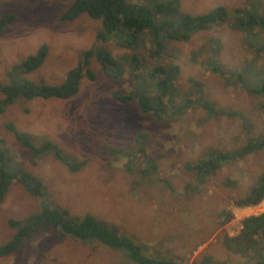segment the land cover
<instances>
[{
	"label": "rangeland",
	"instance_id": "obj_1",
	"mask_svg": "<svg viewBox=\"0 0 264 264\" xmlns=\"http://www.w3.org/2000/svg\"><path fill=\"white\" fill-rule=\"evenodd\" d=\"M73 1L0 0V18L14 13L13 20L0 29L1 84L22 79L60 84L85 50L93 52L88 67L95 76L83 77L77 93L68 98L17 97L6 105L0 112V142L12 157L11 165L43 182L51 206L74 216L91 214L147 243L149 253L150 249L163 250L184 264H197L204 256L217 264H255L259 254L228 250L225 240L240 233L244 217L264 210V201L235 205L262 172L264 151L223 163L204 179L189 167L212 150L237 148L246 142L248 131L254 134L264 128V96L250 94L234 75L242 70L250 87L264 80V49L258 48L260 42L264 44V30H255L256 38L252 30L241 31L225 22L211 25L188 40L165 42L166 52L153 56L149 32L139 47L131 48L120 44V35L98 37L101 20L86 13L62 20ZM127 1L148 4L151 0ZM178 1L181 14H202L222 5L230 19L238 8L264 17V0ZM42 45L47 48L43 63L22 72L21 61ZM97 50L115 59L111 71L117 68V75L104 71ZM134 54L141 56L143 65L136 71H132ZM156 64L178 66L174 84L180 94L188 93L198 104L178 113L171 110L157 121L141 113L137 102L114 97L132 90L134 75L141 79ZM194 82L202 84V93ZM201 98L219 112L208 114L198 102ZM222 109L239 112L247 122ZM12 128L30 134L33 145L56 144L68 162L83 164L71 170L66 161L60 162L49 152L35 156L15 138ZM39 203L20 183L11 184L0 201V244L14 236L9 219L21 220L38 212ZM0 264L135 263L121 250L46 228L12 254L0 257Z\"/></svg>",
	"mask_w": 264,
	"mask_h": 264
},
{
	"label": "trees",
	"instance_id": "obj_2",
	"mask_svg": "<svg viewBox=\"0 0 264 264\" xmlns=\"http://www.w3.org/2000/svg\"><path fill=\"white\" fill-rule=\"evenodd\" d=\"M179 4L178 0H151L148 4H137L127 0H74L62 13L61 19L71 20L82 13L100 19L102 30L98 37L120 35L118 41L124 47H139V42L142 41L146 32H149L153 41L151 51L153 56H159L166 52L165 42L188 40L193 33L205 30L211 25L225 22L241 31L252 30V35L256 38V31L264 30V17L255 10L238 8L234 11L235 17L230 19L227 9L222 5L205 13L192 15L189 13L181 14ZM13 18L14 13H7L0 18V29L10 23ZM260 44L258 48L264 49V44L261 42ZM92 53L91 50H85L80 61L67 72L65 79L60 84L50 85L29 79L13 80L9 84L0 83V91L4 95L0 98V112L17 97L48 99L51 97L68 98L74 95L77 93L83 77L89 79L95 77L88 67V57ZM96 53L104 71L117 75V68H114L116 71H111L112 65L116 66L115 59L107 51L97 50ZM46 54L47 48L42 45L35 54L22 60L19 68L24 73L36 69L43 63ZM140 58L141 56L138 54L132 56V71L142 68ZM178 69L176 65L156 64L143 75V78L139 79L137 74L134 75L136 85L132 90L127 93L116 94L114 97L120 102H137L141 113L152 115L157 121H162L169 116L171 110L178 113L183 111L182 108L189 109L197 103V99H191L188 93L180 94L174 84ZM213 69L217 72L220 71L216 66ZM220 74L225 76L224 72L220 71ZM234 75L250 94L264 96V80L258 81L256 87H250L242 70ZM194 84L202 93V84L200 82H194ZM177 97L181 98L179 103L176 101ZM198 102L207 110L208 114L219 112L207 100L201 98ZM221 112L229 116H242L233 110L222 109ZM242 121L246 123V117L242 116ZM12 130L15 138L23 146L33 150L35 156L39 157L42 153L49 152L60 162L66 161L71 170H76L83 164V162L77 161L68 162L56 144L47 142L35 146L31 142L30 134L16 131L13 128ZM248 132L247 140L242 145L230 151L212 150L209 156L198 158L189 168L196 172L199 178L204 179L223 163L237 161L249 154L264 151V128L254 134L251 131ZM11 163L12 157L9 152H5L0 142V201L4 199L11 184L15 181L39 200L40 210L21 220L9 219L8 224L15 229V233L11 240L0 244V257L8 256L23 247L29 238L42 229L54 228L64 236L73 237L83 242L97 241L121 250L135 264H184L172 259L167 252H162L163 250L150 249L149 253L146 250L147 243L135 240L130 234H124L117 227L101 221L91 214L79 217L72 215L67 209L51 206L45 197L46 187L43 182L27 170L17 165H11ZM147 164L151 167L154 165L151 161H148ZM263 199L264 168L255 184L250 187L245 195L235 201V205L238 207L253 206L259 204ZM230 215L224 221L229 219ZM241 226L242 229L237 236L226 237L227 249L242 253L252 250L259 254L255 264H264V254L262 253L264 252V211L244 217L241 220ZM197 264L217 263L210 256H204Z\"/></svg>",
	"mask_w": 264,
	"mask_h": 264
},
{
	"label": "crops",
	"instance_id": "obj_3",
	"mask_svg": "<svg viewBox=\"0 0 264 264\" xmlns=\"http://www.w3.org/2000/svg\"><path fill=\"white\" fill-rule=\"evenodd\" d=\"M255 133H256V132H255ZM262 201H264V199H263ZM262 201H261V202H262ZM263 211H264V210H263ZM263 211H261V212H263ZM261 212H259V213H261ZM257 214H258V213H257Z\"/></svg>",
	"mask_w": 264,
	"mask_h": 264
}]
</instances>
